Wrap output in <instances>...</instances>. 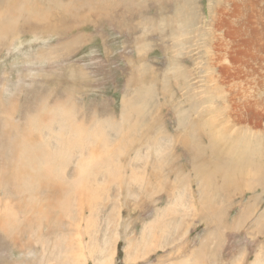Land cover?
I'll use <instances>...</instances> for the list:
<instances>
[{
    "label": "rangeland",
    "instance_id": "obj_1",
    "mask_svg": "<svg viewBox=\"0 0 264 264\" xmlns=\"http://www.w3.org/2000/svg\"><path fill=\"white\" fill-rule=\"evenodd\" d=\"M25 1L0 0V264H264V0ZM13 144L48 158L35 193Z\"/></svg>",
    "mask_w": 264,
    "mask_h": 264
},
{
    "label": "bare ground",
    "instance_id": "obj_2",
    "mask_svg": "<svg viewBox=\"0 0 264 264\" xmlns=\"http://www.w3.org/2000/svg\"><path fill=\"white\" fill-rule=\"evenodd\" d=\"M42 1V0H41ZM46 1H48V0H46ZM54 1H57V3L55 4V6H56V8H59V10H60V8H61V5L58 3V1L59 0H54ZM79 1H81V0H79ZM37 2L38 3H40V0H37ZM82 2V1H81ZM86 2H87V0H86ZM89 2V1H88ZM69 3H74V1H70ZM84 3H85V1H84ZM82 4V3H81ZM85 4H87V3H85ZM23 5L25 6L26 5V1L25 0H23ZM88 6V5H87ZM90 6V5H89ZM88 6V7H89ZM32 7H33V9H34V11H36V12H38V13H40L41 11H43V8L42 7H40L37 3L34 5V2L32 3ZM31 7V8H32ZM85 7V6H84ZM87 7V8H88ZM93 7V6H92ZM86 8V7H85ZM24 11V7L22 8V10L20 11V12H23ZM19 16H20V14H19ZM27 22L26 21H23V25H25ZM29 25V23H27V25L26 26H28ZM1 26V25H0ZM12 30V22H8L6 25H4V27H0V39L2 38V37H4L5 35H7L8 33H10V31ZM56 121V120H55ZM53 122H54V120H53ZM58 122V121H57ZM63 122V121H62ZM49 125V124H48ZM29 126V125H28ZM30 129V128H29ZM18 137V136H17ZM21 137V136H20ZM16 142H18V141H16ZM14 143V142H13ZM19 143V142H18ZM15 144V143H14ZM13 144V145H14ZM12 145V146H13ZM37 145V144H36ZM30 146V145H29ZM195 146V145H194ZM20 147V146H19ZM34 147H35V144H34ZM33 147V148H34ZM14 148L16 149L15 150V153H13L14 155H13V157H15V159L17 160V161H23V160H25V161H23V163H22V168H21V172H19V168L17 167V165L15 166V173H14V179H16L17 180V182H18V185H20L19 187H20V189L22 188V187H24V188H26V190L25 191H33V193H35L36 191H37V189H38V186H42V184L43 183H46L45 182V180L47 179V176L46 175H44V173H42V171H41V168H43L44 169V166H43V162L45 161V159H48V158H46V155H45V157H43V158H45V159H42L41 158V156H44V155H39L38 154V156H36L35 154H27L26 153V151H25V149L23 150V151H19L18 149H17V147H15V145H14ZM29 148V147H28ZM36 148V147H35ZM30 149V151H31V148H29ZM43 149V148H42ZM41 149V150H42ZM11 150V149H10ZM40 150V151H41ZM46 150V149H45ZM44 150V151H45ZM34 151H37V150H34ZM38 152V151H37ZM36 152V153H37ZM48 152V151H47ZM192 152V151H191ZM39 153V152H38ZM50 153V152H49ZM48 153V154H49ZM196 153V152H195ZM235 153V152H234ZM41 154H43V153H41ZM45 154H46V152H45ZM51 154V153H50ZM50 154H49V156H50ZM194 154V153H193ZM236 155V154H235ZM196 157V156H195ZM199 157V156H198ZM239 157V156H238ZM51 159V161H52V157H50ZM54 159H56V158H54V156H53V160ZM234 159V158H233ZM43 162H42V161ZM235 160V159H234ZM49 161V160H48ZM56 161V160H55ZM232 161V160H231ZM232 162H235V161H232ZM54 163V162H53ZM212 164V163H211ZM238 164H241V163H238ZM205 165V164H204ZM233 165H234V163H233ZM48 167V166H47ZM46 167V168H47ZM239 168H243V166H238ZM42 169V170H43ZM48 169V168H47ZM230 170V169H229ZM46 172H47V170H45ZM200 171V170H199ZM220 171V170H219ZM241 173L244 171V170H239ZM221 172H223V171H221ZM0 173H3V174H6V170L3 168V169H0ZM45 174H47V173H45ZM228 175H232V173H230V174H228ZM227 175V176H228ZM49 176V175H48ZM227 178H229V176L227 177ZM225 179L226 181L228 180V179ZM232 179V178H231ZM230 179V180H231ZM229 180V181H230ZM228 183V182H227ZM225 185H226V183H224ZM21 191H22V189H21ZM24 191H22V193H23ZM65 196V194L63 193L62 194V197H64ZM61 197V198H62ZM65 198V197H64ZM37 200V199H36ZM67 201V200H66ZM8 227V226H7ZM5 227H3L2 229H4ZM2 229H0V230H2ZM7 230V229H6ZM3 231V230H2ZM10 231V230H9ZM4 233V232H3ZM6 234V233H5ZM7 235V234H6ZM8 236V235H7ZM10 238V237H9ZM8 240H10V239H7V241Z\"/></svg>",
    "mask_w": 264,
    "mask_h": 264
}]
</instances>
